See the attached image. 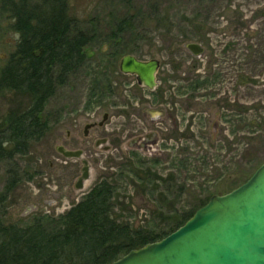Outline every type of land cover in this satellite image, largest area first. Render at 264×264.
<instances>
[{
	"label": "rangeland",
	"instance_id": "rangeland-1",
	"mask_svg": "<svg viewBox=\"0 0 264 264\" xmlns=\"http://www.w3.org/2000/svg\"><path fill=\"white\" fill-rule=\"evenodd\" d=\"M67 3L74 29L91 37L90 57L47 101L44 136L32 140L25 154L0 157L4 225L27 227L41 220L53 227L96 183L109 179L118 218L134 229L160 230L198 198L228 192L243 171L249 177L264 163V0ZM127 16L134 27L120 42L140 59H160L154 91L163 97L119 69L126 51L112 32ZM11 23L0 0V76L19 39ZM191 41L202 43L205 52L192 54L186 47ZM215 73L220 81H214ZM206 78V87H192ZM30 103L27 91L0 86V129ZM147 108L164 112L152 117ZM106 112V123L85 134V125L98 123ZM217 113L220 126L214 129ZM60 145L83 150L90 164L84 188L76 187L82 159L65 157ZM146 167L158 178L147 177Z\"/></svg>",
	"mask_w": 264,
	"mask_h": 264
},
{
	"label": "trees",
	"instance_id": "trees-1",
	"mask_svg": "<svg viewBox=\"0 0 264 264\" xmlns=\"http://www.w3.org/2000/svg\"><path fill=\"white\" fill-rule=\"evenodd\" d=\"M2 8L10 15L11 28L19 34V39L2 70L0 86L27 91L31 96L29 107L9 117L6 126L0 129V157L11 160L17 154L27 153L30 142L48 131L45 105L55 94L56 86L65 84L71 73L85 65L91 37L83 30L74 29L67 0H2ZM133 27L131 16L117 22L112 35L121 50L128 49L120 40ZM118 54L116 50L112 56L116 58ZM101 76L106 77V73ZM220 76L215 73L214 81H220ZM209 82L207 78L197 79L192 87L196 88L197 84L206 87ZM95 91V94L101 92ZM151 93L163 97L162 91ZM215 116L212 127L217 129L220 115ZM143 173L149 178H158V173L148 167ZM249 177L243 171L234 179L229 191ZM139 178L145 179V176L139 174ZM114 194L115 183L109 179L100 180L50 228L41 220L22 227L4 225L0 219V264H110L132 249L175 231L213 195L198 198L195 206L177 213L166 228L147 230L134 229L118 218Z\"/></svg>",
	"mask_w": 264,
	"mask_h": 264
},
{
	"label": "water",
	"instance_id": "water-1",
	"mask_svg": "<svg viewBox=\"0 0 264 264\" xmlns=\"http://www.w3.org/2000/svg\"><path fill=\"white\" fill-rule=\"evenodd\" d=\"M186 47L195 56L205 52L199 42H187ZM160 66L159 58L144 60L130 53L121 58L119 68L125 74L135 75L140 85L154 90ZM146 111L152 117L164 112L158 108ZM108 118L106 112L98 123L86 124L84 133L104 125ZM155 134V131L147 134L145 141ZM106 142L104 138L97 145ZM58 151L67 158L82 159V174L76 187L84 188L90 178V164L83 157V150L60 145ZM110 264H264V163L238 187L213 194L175 231L132 249Z\"/></svg>",
	"mask_w": 264,
	"mask_h": 264
},
{
	"label": "flooded vegetation",
	"instance_id": "flooded-vegetation-1",
	"mask_svg": "<svg viewBox=\"0 0 264 264\" xmlns=\"http://www.w3.org/2000/svg\"><path fill=\"white\" fill-rule=\"evenodd\" d=\"M17 43H18V41H17ZM15 49H16V48H15ZM14 51H15V50H14ZM14 51H13V52H14ZM13 52H12V53H13ZM12 53H11V54H12ZM11 54H10V55H11ZM89 57H90V56H89V53H88L87 58H89ZM119 69H120V68H119ZM157 73H158V72H157ZM72 74H73V73L70 74V76L68 77V79L72 76ZM155 132H156V134H157V131H155Z\"/></svg>",
	"mask_w": 264,
	"mask_h": 264
}]
</instances>
